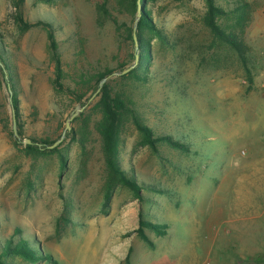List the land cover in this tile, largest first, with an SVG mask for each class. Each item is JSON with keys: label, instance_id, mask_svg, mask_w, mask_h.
<instances>
[{"label": "rangeland", "instance_id": "374dc122", "mask_svg": "<svg viewBox=\"0 0 264 264\" xmlns=\"http://www.w3.org/2000/svg\"><path fill=\"white\" fill-rule=\"evenodd\" d=\"M100 2L0 0V46L18 103L15 112L0 80L1 235L20 227L21 237L50 255L38 264H264V0H218L248 49L251 75L202 24L204 0L141 4L165 38L146 31L144 78L107 81L157 137L172 136L187 150L164 140L152 150L126 119L120 164L139 182L140 199L109 176L99 97L89 102L96 89L81 84L84 75L135 64L126 36L110 21L98 24ZM244 3L247 19L237 27L234 10ZM20 17L53 25L62 83L86 93L82 100L54 87L47 31L22 28ZM73 113L57 152L28 151L27 140H59ZM141 220L151 224L144 228L149 242L137 232ZM11 263L31 264L19 257Z\"/></svg>", "mask_w": 264, "mask_h": 264}, {"label": "trees", "instance_id": "16d2710c", "mask_svg": "<svg viewBox=\"0 0 264 264\" xmlns=\"http://www.w3.org/2000/svg\"><path fill=\"white\" fill-rule=\"evenodd\" d=\"M140 1L141 4H143L148 0ZM204 2L206 12L202 18V24L211 31L215 39L220 40L231 47V49L239 56L249 75H251V72L247 68L248 49L243 39L236 33V30L230 29L227 22L228 12H226L224 8L218 4V0H204ZM124 7L126 8L125 11L120 10ZM247 7H249V5L244 3V5H241L234 10L235 13L239 14L237 17V27L241 26L242 23L246 21L248 15L246 10ZM96 10L97 22L99 25L110 21L115 26L117 32L123 33L135 47L136 52L133 53L132 58L134 62H136V57L138 56L136 66L128 74L121 75L122 78L129 79L130 77H134L138 80L144 78L143 74L147 71V63L149 59L148 53L150 49V42L147 39L146 31H151L160 39L165 38L161 31L157 30L155 25L152 23L149 13L145 8L142 11V17L138 23L136 34L138 40V46L136 47L133 29L135 17L138 11V0H116V4L113 0H102V2L97 3ZM122 14L124 16L120 18V15ZM19 22L21 27L24 29L31 26H43L46 29L50 52L52 59L56 64V77L53 81L54 87L62 92L67 91L71 93L79 101L82 100L86 96V93L78 94L75 90L72 91L70 89H66L62 83V79L65 75L62 68L59 43L56 39L53 25L44 21L29 24L26 23L22 17L19 18ZM6 61L7 59L0 46V80L7 85V88L11 93L12 107L14 108V111L17 112V92L13 77L7 71L9 70V66ZM122 69L125 70V67ZM142 70H144V73L141 72ZM115 72V69L105 68L104 70L97 71L95 74L90 76L84 75L82 76L81 84L89 85V90H94L95 87V92L100 89L97 106L100 110L101 118L97 128L103 139V152L109 176L130 188L135 193L137 198L140 199L142 196L139 182L135 178L127 175L121 168L120 164L119 147L122 129L126 119H132L136 129L142 134L144 143L154 151H157L158 143H161L163 140L168 142L173 147L183 150L187 149L184 144L178 140H174L172 136L157 137L153 130L144 123L139 113L131 107L125 93L115 91L109 81H106L102 87L100 86L101 82L105 78H108ZM250 81H252L251 78ZM93 82L94 85L92 84ZM19 135L21 136V132H19ZM31 142L32 144L27 145V149L30 153L35 155L57 152L58 149V147L53 150L49 149V146L53 145L55 142L47 143L45 141H41L39 144L33 139H31ZM14 143L17 147L20 146L19 139L15 138ZM4 221L5 219L1 218L0 215V230L4 225H6ZM140 224L141 228L138 229L137 232L143 240L149 242V239L144 232V228L149 227L151 224L144 222L143 220L140 221ZM21 235L22 229L20 227H17L10 237H6L0 233V264H12L11 260L18 257L31 264H38L50 260V255L46 254L35 239L26 238L24 236L21 237ZM17 236H20L21 238L15 240Z\"/></svg>", "mask_w": 264, "mask_h": 264}, {"label": "water", "instance_id": "95a60500", "mask_svg": "<svg viewBox=\"0 0 264 264\" xmlns=\"http://www.w3.org/2000/svg\"><path fill=\"white\" fill-rule=\"evenodd\" d=\"M141 17H142L141 1L138 0V11H137L136 19H135V21H134V29H133V35H134V40H135V45H136V47L138 46V40H137V36H136V34H137L138 23H139ZM137 61H138V56L136 57V62H135V64H133V65L130 66L129 68L123 70L122 72H115V73H113V74H112L111 76H109L108 78L128 74V73H129V72H130V71L136 66ZM108 78H105V79L101 82V84H100L101 87H102L103 84L108 80ZM99 92H100V89H98L97 92H95V94L91 97V99L89 100V102H91L96 96H98ZM76 115H77V113H73V114L70 116V118L67 120L65 131L63 132V134H62V136L60 137L59 140H57L53 145L49 146V149H50V150H53V149L59 147V146L62 144V142L65 140L66 135H67V132H69V131L71 130L70 123H71V121L76 117ZM14 120H15V119H14ZM14 137L17 138V139H20V136H19V133H18V131H17V129H16V126H14ZM26 142H27V144H31V141H30V140H27Z\"/></svg>", "mask_w": 264, "mask_h": 264}]
</instances>
